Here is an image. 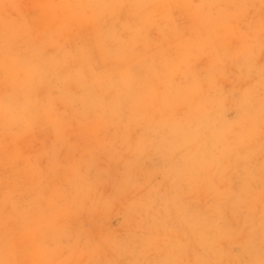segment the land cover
I'll return each mask as SVG.
<instances>
[{"label":"clouds","instance_id":"1","mask_svg":"<svg viewBox=\"0 0 264 264\" xmlns=\"http://www.w3.org/2000/svg\"><path fill=\"white\" fill-rule=\"evenodd\" d=\"M0 264H264V0H0Z\"/></svg>","mask_w":264,"mask_h":264}]
</instances>
